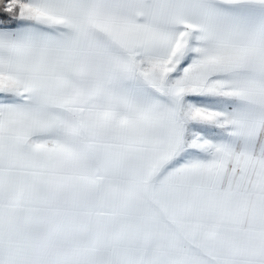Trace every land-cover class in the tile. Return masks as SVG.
Masks as SVG:
<instances>
[{
	"label": "snow or ice",
	"instance_id": "6c2138e0",
	"mask_svg": "<svg viewBox=\"0 0 264 264\" xmlns=\"http://www.w3.org/2000/svg\"><path fill=\"white\" fill-rule=\"evenodd\" d=\"M0 264H264V0H0Z\"/></svg>",
	"mask_w": 264,
	"mask_h": 264
}]
</instances>
